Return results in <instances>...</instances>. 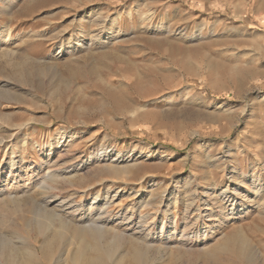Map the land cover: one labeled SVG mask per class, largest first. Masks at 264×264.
<instances>
[{
	"label": "rangeland",
	"instance_id": "obj_1",
	"mask_svg": "<svg viewBox=\"0 0 264 264\" xmlns=\"http://www.w3.org/2000/svg\"><path fill=\"white\" fill-rule=\"evenodd\" d=\"M0 189V264L107 192L116 264H264V0H0Z\"/></svg>",
	"mask_w": 264,
	"mask_h": 264
},
{
	"label": "bare ground",
	"instance_id": "obj_2",
	"mask_svg": "<svg viewBox=\"0 0 264 264\" xmlns=\"http://www.w3.org/2000/svg\"><path fill=\"white\" fill-rule=\"evenodd\" d=\"M10 167L12 169L15 167L14 161L11 163ZM55 178H56V175L49 173V174L45 175L44 181L42 183H40L38 186H35V188L38 189L41 192V194H44V193L46 194L47 191H50L52 188L46 186L45 182L47 180H55ZM4 192H5L4 190L0 189V198H1L2 202H5V200H7V199H9V200L13 199L12 196L4 197ZM107 195L108 196L103 201H101L102 198H100V196L93 199L94 201L89 207V213L85 214V216L82 217L83 220L87 221V224L85 226L82 225L81 229H79L82 235L81 236L79 234L77 235L79 240H80V245H79L78 250L76 252L77 256L84 259L87 252H89V251L93 252V256L91 258L90 264H116L117 263V262H115V259L113 258L114 257L113 256L114 255V253H113L114 249H111L107 245V243L104 244V242H106V236L104 235L103 231L105 230V228L107 227V223L109 222V220L107 218H104V215L110 214L108 209H109V207H111V205L113 203V199H115L108 192H107ZM46 206L47 205H44V208H47ZM55 214H56V212H55ZM34 215H36V218H37L35 225H33V224L32 225H24L23 227L26 228L27 230H30L31 234L32 233L37 234V239L33 241L31 239L33 235L30 236L28 239H26L24 237H18L17 236V239L23 238V239H21V241H23V242L19 245V247L17 246L16 247L17 249H14L15 253H17V254L19 253V255H21L22 264H36L37 259H39L41 263H44L47 261L45 246L41 247L40 251L38 250L37 246L39 244L40 238H44L45 240L48 239V234H50V230L52 228H54L55 222L57 220H59V217L57 215H47V212L44 211V209L37 210L36 214H34ZM58 215H59V213H58ZM82 219H80V220H82ZM139 224H145V223L142 220L139 222ZM61 229H63V225L61 226ZM16 235H18V233H16ZM87 236L92 237V239H93L92 244L87 242V240H86ZM26 245H30V246L33 245L35 247V250H37L36 251L37 253L34 254L32 251H30V250H32L31 248L29 250V249H24L22 247V246H26ZM4 246H5V244L0 239V248L4 247ZM141 258H142V255L139 252H135L133 260H135L137 263H139L141 261Z\"/></svg>",
	"mask_w": 264,
	"mask_h": 264
}]
</instances>
